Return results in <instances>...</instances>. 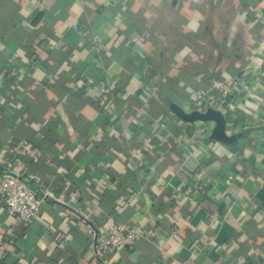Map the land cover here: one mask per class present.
Segmentation results:
<instances>
[{
	"label": "crops",
	"instance_id": "0c3cea01",
	"mask_svg": "<svg viewBox=\"0 0 264 264\" xmlns=\"http://www.w3.org/2000/svg\"><path fill=\"white\" fill-rule=\"evenodd\" d=\"M263 59L264 0H0V173L11 165L45 198L22 227L0 201L13 261L264 264V82L247 72ZM234 77L253 90L223 115L235 141L212 123L188 136L170 106L188 113L206 79L219 99ZM166 80L190 98L164 102ZM110 224L140 237L98 257L91 233Z\"/></svg>",
	"mask_w": 264,
	"mask_h": 264
},
{
	"label": "built area",
	"instance_id": "2783aa9c",
	"mask_svg": "<svg viewBox=\"0 0 264 264\" xmlns=\"http://www.w3.org/2000/svg\"><path fill=\"white\" fill-rule=\"evenodd\" d=\"M142 64L146 65L145 69L150 70L151 64L144 62V58H141ZM145 70V71H146ZM247 72L251 74L254 82L257 84L264 82V59L261 60L256 66L248 69ZM240 77L229 78L223 83L220 88V98L217 99L213 95V88H207L200 94L197 88H192L190 94L192 95L193 105L186 112L192 111L205 112L209 109L219 111L222 115L226 116V111L230 114L233 111V104L240 96H247L253 93L251 86L248 83H243ZM104 94L109 95V87L102 86ZM144 97H149L150 93L145 90ZM143 99V101L145 100ZM115 105H122L123 98L121 95L116 94L113 98ZM228 120L231 116L228 115ZM224 118V116H223ZM176 119L169 113L166 117L161 119V128L165 127V124L174 122ZM189 123L185 125L187 129ZM192 131L196 130L192 126ZM206 179V174L203 171H198L192 176V183L197 184ZM234 180L233 174H227L224 179V185H229ZM199 185V184H197ZM183 196V190L181 186L175 188V193L172 195V200L176 201ZM44 196L38 195L37 192L32 189L29 183L23 180L18 175L11 165L4 168L0 173V201L5 208V212L9 218L13 220L14 227H22L31 224V222L38 216L42 204L44 202ZM14 227L0 238V264H17L13 261L15 257H18L15 250L9 247V243L14 238ZM140 235L133 229L124 225L110 224L104 232L93 231L90 237V244L93 252L96 256L100 257L105 254L113 253L121 248L132 247L135 241Z\"/></svg>",
	"mask_w": 264,
	"mask_h": 264
},
{
	"label": "water",
	"instance_id": "95a60500",
	"mask_svg": "<svg viewBox=\"0 0 264 264\" xmlns=\"http://www.w3.org/2000/svg\"><path fill=\"white\" fill-rule=\"evenodd\" d=\"M170 110L173 114H175V116H177L179 119L186 123L201 122L214 124L212 138L222 144H230L236 139L235 137L229 138L225 134L224 118L219 111L209 109L203 113L197 111L185 113L176 105H171Z\"/></svg>",
	"mask_w": 264,
	"mask_h": 264
},
{
	"label": "trees",
	"instance_id": "16d2710c",
	"mask_svg": "<svg viewBox=\"0 0 264 264\" xmlns=\"http://www.w3.org/2000/svg\"><path fill=\"white\" fill-rule=\"evenodd\" d=\"M157 73V71H155V70H153L152 72H151V74L149 75V76H147L145 79L147 80V79H149V78H151V77H153L154 75H157L156 74ZM210 82L211 83H213L212 81H211V79H206V80H203L200 84H201V86L200 87H203V88H205V89H207V88H210V87H212V85L210 84ZM167 85H171V82H169V80H166V82H165V85H164V83H162V85H161V91H162V96H164V90H165V87L167 86ZM173 85H174V83H173ZM199 87V88H200ZM167 88V87H166ZM197 89H198V87H197ZM176 97L177 95H175V94H172V93H170V94H168V96H166L165 98V100H164V102L166 101V103L168 104V103H170V102H172V99L170 100V98H173V97ZM184 96V95H183ZM188 96V98H190V96L189 95H187ZM187 96H186V98H187ZM178 97V96H177ZM181 98V97H180ZM191 98H192V101H189V103H187V105H193V97L191 96ZM182 99H184V98H182ZM175 101H176V99H175ZM184 101H186L185 99H184ZM97 105V104H96ZM166 106H168V105H166ZM190 109V108H189ZM164 112V111H163ZM162 111H160L159 113H163ZM166 115V113L163 115V116H165ZM200 123V122H199ZM189 127L187 128V129H185V133L188 135V136H192V134H193V132L194 131H192V125L190 124V125H188ZM197 134V133H196Z\"/></svg>",
	"mask_w": 264,
	"mask_h": 264
},
{
	"label": "rangeland",
	"instance_id": "374dc122",
	"mask_svg": "<svg viewBox=\"0 0 264 264\" xmlns=\"http://www.w3.org/2000/svg\"><path fill=\"white\" fill-rule=\"evenodd\" d=\"M169 69L172 70V69H174V67H173V66H170ZM171 70H170V71H171ZM168 72H169V71H168ZM200 86H201L200 82H197V84H195V85L193 86V88H197V87L199 88ZM166 87H167V88H166ZM166 87H165V90H164V96H163V97L168 96V94H170L169 92H170L171 89H175L173 83H171V85H167ZM204 89H205V88H201V92H200V94L203 93ZM175 90H176V89H175ZM177 96H178V97H184V96H185L184 98H186V95L184 94V96H183L182 93L177 94ZM143 99H145V97H143ZM152 101H153V104H152V105H157V104H156V101H155L154 99H152ZM168 106H170V105H168ZM146 111H147V112H150V110H149L148 108L146 109Z\"/></svg>",
	"mask_w": 264,
	"mask_h": 264
}]
</instances>
